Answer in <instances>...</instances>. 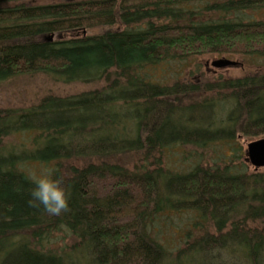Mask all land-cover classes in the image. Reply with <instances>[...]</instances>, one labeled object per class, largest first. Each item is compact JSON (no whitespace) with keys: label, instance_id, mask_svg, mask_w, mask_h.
<instances>
[{"label":"trees","instance_id":"obj_1","mask_svg":"<svg viewBox=\"0 0 264 264\" xmlns=\"http://www.w3.org/2000/svg\"><path fill=\"white\" fill-rule=\"evenodd\" d=\"M248 11L264 0H0L1 87L105 83L0 111V140L34 135L18 154L0 148V264H264V173L203 164L264 133V67L199 85L156 77L203 55L264 59V19ZM180 153L198 162L166 168ZM34 165L63 178L69 212L29 206ZM178 218L175 248L152 231ZM63 233L72 243L50 249Z\"/></svg>","mask_w":264,"mask_h":264},{"label":"rangeland","instance_id":"obj_2","mask_svg":"<svg viewBox=\"0 0 264 264\" xmlns=\"http://www.w3.org/2000/svg\"><path fill=\"white\" fill-rule=\"evenodd\" d=\"M47 1L55 3L57 0ZM244 15V19L248 21H259L264 19V12L248 11ZM220 59H223V56L203 55L186 62L175 61V63L165 64L160 70H157L156 77L161 80H167L170 86L175 84L174 81H176V79H187L186 81L199 85L206 82V78L212 81L218 80L220 77L235 79L243 75L254 73L256 70L264 67V59L250 60L247 57L227 56L226 59L237 62V66L224 69L214 68L212 63ZM241 62L243 65H241ZM23 80L24 79H13L2 87L0 86V111H26L37 107L39 102L49 96L61 98L75 97L105 87V83L100 85L81 83L65 85L54 82L52 79L43 75L33 76L30 80ZM22 133H17L0 140V148L6 150L5 155H8L10 151L18 154L24 149H30V141L33 140L34 135ZM261 139H264V133L261 128L250 130L247 137L243 134L237 135L233 141L224 142L222 145H216L214 146L216 148L210 149L207 152L208 156H205L206 161H204L203 164L212 167L217 165L221 169L230 164L229 166H231L236 173L241 171H248L250 174H252V172L264 173V168L256 169L245 160L248 144ZM181 154L183 153L175 155L172 159L165 157L163 160L165 167L177 171L183 166V171H185L198 162L194 154L193 156L191 154L187 155L188 159L186 158L185 160L180 159ZM239 155L241 156L239 157ZM203 157L204 154L202 155V158ZM45 169L46 168H42L40 165H34L31 167V172L39 175L44 172ZM180 218L174 221L168 219L164 220L161 227L160 223L156 224L152 233L154 235H159L161 240H168L169 244H176L174 245L176 248L179 242H181L179 226L182 225V219ZM167 226L169 228H166ZM182 229L185 230V225L182 226ZM155 232H157V234ZM71 243L70 235L63 233L59 235L56 241L50 244V249H59Z\"/></svg>","mask_w":264,"mask_h":264},{"label":"clouds","instance_id":"obj_3","mask_svg":"<svg viewBox=\"0 0 264 264\" xmlns=\"http://www.w3.org/2000/svg\"><path fill=\"white\" fill-rule=\"evenodd\" d=\"M30 179L33 184L28 200L30 207H42L49 216H60L70 211V193L55 169H45Z\"/></svg>","mask_w":264,"mask_h":264},{"label":"water","instance_id":"obj_4","mask_svg":"<svg viewBox=\"0 0 264 264\" xmlns=\"http://www.w3.org/2000/svg\"><path fill=\"white\" fill-rule=\"evenodd\" d=\"M217 69H224L237 66V62L229 59H220L212 63ZM246 162L256 169L264 168V139L252 142L247 146Z\"/></svg>","mask_w":264,"mask_h":264}]
</instances>
